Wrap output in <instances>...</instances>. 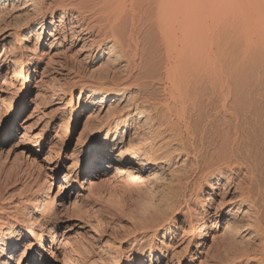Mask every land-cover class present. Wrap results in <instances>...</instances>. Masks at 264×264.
Segmentation results:
<instances>
[{"label": "bare ground", "instance_id": "1", "mask_svg": "<svg viewBox=\"0 0 264 264\" xmlns=\"http://www.w3.org/2000/svg\"><path fill=\"white\" fill-rule=\"evenodd\" d=\"M5 15L14 16L18 27L0 28L1 40L12 39L17 44L4 49L0 55V74L2 71L5 74L0 92H3L2 87L15 88L16 82L29 83L27 70H33L37 76L40 69L38 77L41 78L51 64L49 54L62 55L60 50L65 44L66 51L89 61L101 60L105 55L106 67L98 74L95 85L74 84L78 89L77 103L71 100L67 105L72 108L74 117L81 104L80 113H90L87 118L94 115L95 108H98L96 115L104 110L100 129L104 136L100 145L91 143L81 167L73 173H65L61 179L63 185H58L56 191L55 187L42 184L30 196L18 199L9 207L0 200V264H89V256L83 257L79 250L73 252V262L67 259L65 243L57 239V231L63 229L68 220L77 222L72 224L73 228L84 231L89 227L84 217L61 220L65 216L61 214L59 201L72 196L75 188L86 192H76V197L86 199L115 193L102 189L99 184V177L111 168L115 171L110 177L142 188L146 197L156 200L152 213L126 236V241L133 242L131 249L137 242H150L148 257L133 256V260H139L135 264H160L167 259L169 263L173 260L177 264H195L190 255L184 262L177 252L169 255L170 245L166 242L162 241L157 253L151 243L166 239L168 233L175 235L179 229L182 235L177 242L185 244L183 251L193 244L206 246L207 235L201 237L206 221L189 204L201 206L202 195L206 194L204 206L209 210L211 196L219 191L220 185H223L222 190L233 188L242 204L250 203L248 209H252L254 216L247 226L253 229L258 241L254 247L241 241L244 245L236 248L234 258L226 263L236 264L244 258L254 264H264V219L261 217L264 179L259 183L261 175L258 176L261 166L250 169L247 165L250 171L242 172L240 169L246 167L247 161L243 164L244 160L235 158L234 154L239 153L229 149L234 145L227 144L233 137L230 140L225 134L220 145L226 147L227 152L231 150L230 155H221L222 162L218 159L219 162H214L206 171H199L197 152L191 146L193 142L190 145L197 129L195 122L198 124L197 120L204 119L206 103L211 100L217 104L218 115L230 118L232 123V120L237 122L249 117L254 122H262L264 128V0H0V18ZM63 71L80 79L78 72ZM34 79L33 88H37L40 79ZM133 89L141 94L138 101L135 97L127 98V92ZM67 94L58 90L50 99L61 102ZM123 102L126 106L119 113L111 107L113 103ZM36 108L35 105L32 112ZM25 110L22 106L20 112L13 110L11 115L17 119ZM135 122L140 123V127L128 136L125 130ZM41 141H34L32 149L24 148L35 153ZM59 166L56 161L53 169ZM165 171L168 182L161 185ZM81 177L84 179L79 182ZM194 178L198 182L195 198L191 200L190 193L187 196L188 191H192L188 184ZM254 184L260 207L255 206L249 196ZM205 187L207 190L203 193ZM98 189H102L100 193L96 192ZM177 214L182 215L186 227L175 226L173 216ZM232 224V220L225 219L226 232L220 237L224 245L228 242L236 245L230 242ZM93 233L98 242L104 240L102 233ZM24 236L29 240L21 244ZM213 238L216 245L222 241L216 242L217 238ZM97 251L109 259L119 250L117 245L105 242Z\"/></svg>", "mask_w": 264, "mask_h": 264}, {"label": "rangeland", "instance_id": "2", "mask_svg": "<svg viewBox=\"0 0 264 264\" xmlns=\"http://www.w3.org/2000/svg\"><path fill=\"white\" fill-rule=\"evenodd\" d=\"M1 18L0 28H3L5 25H10V27L14 26L15 28L18 27L17 19L14 16L10 17V15H5ZM32 40H34V37ZM16 44V41L12 39L2 41L0 36V55L4 49L15 47ZM65 46L60 50L62 51V55L54 56L52 55L53 52L49 54L48 57L51 64L41 78L38 77V74L41 72L40 69L37 70V76H34L33 70H27L25 71V74L30 78L29 83L20 84V82H16L15 88L6 89L5 87H2L3 92H0V200H2V203H4L3 205L6 207H9L18 199L27 198L42 184L47 186L51 185V188L54 189L55 187L54 191H56L59 187L58 185H63L61 181L62 176L65 173H73L77 171L79 167H81L91 143L97 142L99 143V146L104 136V132L100 130L104 123V110L96 115L98 108H95V116L93 115L94 117L87 118L90 113L89 111L84 112L83 114L80 113L82 109L81 104L79 107L77 106L76 117H74L72 108H68L67 105L70 104L71 100L73 103L74 101L75 104L77 103L78 89L73 87L74 84L85 86H88L89 84L95 85L98 74L106 67L104 59L105 55H103L101 60L89 61V58L83 59L82 56L78 57L74 55L73 52L69 50L66 51ZM44 61L47 62V59ZM43 67L44 64L41 65V68ZM62 68L68 71L73 70L78 72L80 79H77L78 77L73 78L71 75H66ZM58 72L59 74H57ZM4 75V71H2L0 74V82L3 81ZM34 78L40 79V82H42L38 83L37 88H33ZM58 90H64L68 93L67 96L60 100L61 102H58L59 100L50 99L51 94ZM148 91H150V93L152 92L150 86ZM139 93L138 90H130L127 92V98L135 97V100L138 101L141 95ZM127 98H125V102ZM125 102L122 104L113 103L111 107L119 113L126 106H123ZM206 104V109L204 111V114L206 115L204 116V119L202 118L203 120H197L198 124L195 122V127L197 129L194 127V139L192 138L190 140V145L193 142L191 146L195 152H197L199 171H206L214 162H219L218 159L222 162L221 159L226 157V155H230V152H232L231 150H233L236 151L234 153H239L234 154L235 158L240 161L244 160L242 161L243 164L247 161L245 163L246 167L240 169L242 172L250 171L252 166L253 169H257L258 166L256 165L263 168H258V176L261 175V178L259 179L260 183L262 181L261 179H264L263 123L259 121H255V123L254 119H250L249 117L247 120L241 118L242 121L238 119L237 122H234V120L231 119L233 121L232 123L230 118H225L221 116L222 114L218 115L215 100H211ZM35 105L37 108L35 112H32ZM22 106L26 107L25 112L21 117L15 119L11 113L14 111L17 113L20 112ZM60 108H62L63 111L59 110ZM206 116L207 118H205ZM96 117L97 119L95 120ZM248 120H250L249 123H246ZM240 122H242V124ZM252 122L255 123L254 126L252 125ZM234 123H237L236 125L238 127L235 125L237 129L236 127L233 128ZM43 126H46V128L41 130ZM247 126L249 127L247 128ZM137 127H140V123L135 122L130 124L125 130L126 134L131 136L132 132L135 131ZM259 130L261 132H259ZM225 134L229 135L227 138L230 140L233 137L232 140L235 139L236 141L234 144H232V140L230 143H227L231 147L233 145L235 146L232 148H229L228 146V148L231 149L228 152L225 149L226 147L220 145H223V142L220 141L223 138H226ZM256 137L258 138L256 139ZM119 138L116 140L118 141ZM242 139H244V142ZM36 140H43L39 142V150L35 153H29L26 151L24 147L28 148L30 146L29 149H32L31 144ZM237 144L240 146L238 147ZM219 149H221V152ZM240 149H246V155L245 151H243V153ZM247 154L248 156L250 154L249 158L251 160L246 157ZM221 155H224V157H221ZM56 161H59L60 166L53 169ZM259 170L261 171L259 172ZM114 171L115 170L111 168L99 177V184L102 185V189L105 188L110 192H115L110 196H96L88 199L80 198L78 196L76 197V192L79 194H85L86 192L75 188L72 196L59 201L62 205L61 214L65 216L61 218V220L64 221L65 219L84 217L88 220L89 224V227L82 231L81 229L73 228L72 224L77 223L76 221L68 220L65 222L64 228L57 231V239L62 241V243H65L64 251L67 255V259L70 261L75 258L73 252L76 250H79L83 257H87V255L89 256V264H135L139 262V260H133V256L143 255L147 258L149 255L148 246L150 245V242L147 240L144 242H137L136 246L131 249L133 242L130 243V241H126V236L130 234L129 232L133 231V227H139L140 224L144 222L145 218L152 213V205L156 203V200L146 197L142 188L138 189L128 182L120 183L114 178V176L110 177L111 174L114 175ZM164 176L165 177L160 180L161 185L168 182L167 171L164 172ZM83 179L84 177H81L79 182H82ZM196 179L194 178L191 180H194L192 185L191 181L188 184L189 190L193 191H188L187 193V196L190 193L189 198L191 200H193L192 197L195 198L194 193L198 182ZM235 181H237V178ZM221 184H224V182ZM222 187L223 185H220L219 191L211 196L212 203L209 210L206 211L204 206L207 197L206 194L202 195L203 198L200 202L201 206L189 204L191 208L193 207L192 209L200 213L202 220L206 221L205 229L201 232V237L204 235H207L208 237L206 240V246L197 247L196 244H193L187 247L186 252L183 251L186 250V247H183L185 244L180 245L179 242H177V239L182 235V230L178 229L175 235L168 233L166 239L160 238L157 241H153L151 243L153 250L157 253L161 248L163 241L170 245L168 254L170 255L175 252L179 253L181 258H183L182 262H184V259L190 255L193 257L195 264H203L204 262H211L210 264H227L226 261L229 263L230 260L234 258L236 248H239L244 244L249 247H254L258 241L257 238L254 237L253 229L248 227L249 225L247 226L254 216L252 209H248L250 203L248 206L247 204H242L238 201V195L233 191V188L231 190L227 188L222 190ZM102 189H100V191L98 189L96 192L100 193ZM206 190L207 187L203 188V193H205ZM257 194V186L254 184L250 190L249 196L254 205L260 207V200L257 198ZM261 217L264 219L263 211ZM226 218L230 221L232 220L233 228L234 230L236 229V232L233 230L232 238L230 240V242H235L236 245H232L229 242L228 244L230 246L227 243L224 245L223 242L225 241L220 238L224 235V232H226V225L224 226ZM182 219L183 217L181 214L174 215L173 221L175 226L180 228L186 227V224ZM93 231L102 233L104 240L101 243L107 242L111 244V246L114 244L117 245V249L119 250L118 254H112L109 259H106L104 254L97 251L98 247L101 246V243L97 241V236ZM213 236V240L217 238L215 240L216 242L222 241L216 245L217 243L215 244L214 241H212ZM168 238L170 239L168 240ZM28 240L29 238L24 236L21 244L26 243ZM198 241L199 240L196 242ZM241 241H243L244 244H242ZM21 249L22 245L16 250L17 254H19ZM167 261L168 259L162 260L160 264H177V262L173 260L171 263ZM57 264L61 263L59 262ZM236 264H254V262L247 261L243 258Z\"/></svg>", "mask_w": 264, "mask_h": 264}]
</instances>
